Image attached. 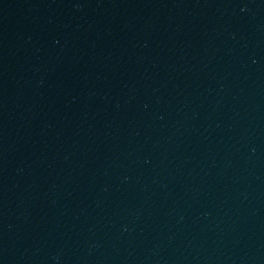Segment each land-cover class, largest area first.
I'll list each match as a JSON object with an SVG mask.
<instances>
[{
	"label": "water",
	"instance_id": "obj_1",
	"mask_svg": "<svg viewBox=\"0 0 264 264\" xmlns=\"http://www.w3.org/2000/svg\"><path fill=\"white\" fill-rule=\"evenodd\" d=\"M0 264H264V0H0Z\"/></svg>",
	"mask_w": 264,
	"mask_h": 264
}]
</instances>
